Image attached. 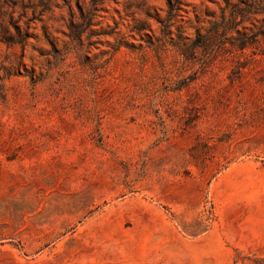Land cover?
Wrapping results in <instances>:
<instances>
[{"label": "rangeland", "instance_id": "rangeland-1", "mask_svg": "<svg viewBox=\"0 0 264 264\" xmlns=\"http://www.w3.org/2000/svg\"><path fill=\"white\" fill-rule=\"evenodd\" d=\"M0 264H264V0H0Z\"/></svg>", "mask_w": 264, "mask_h": 264}, {"label": "trees", "instance_id": "trees-1", "mask_svg": "<svg viewBox=\"0 0 264 264\" xmlns=\"http://www.w3.org/2000/svg\"><path fill=\"white\" fill-rule=\"evenodd\" d=\"M236 14H237V18H239V17L240 18H243L244 11H237ZM81 29H82V27H79L77 30L73 31V36H72L73 39H77L79 37L80 32L81 33L83 32ZM203 39H204L203 41H197V42L195 41L192 44V49L190 50V52H192L194 50L196 51L198 49H203V50L208 49L209 46H210V43H211L212 33L207 32V34L203 37ZM249 46H250V44L247 43V42H245V43L239 44L238 47L240 49H243L244 50V49L248 48Z\"/></svg>", "mask_w": 264, "mask_h": 264}]
</instances>
